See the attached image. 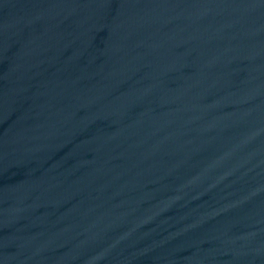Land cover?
I'll return each instance as SVG.
<instances>
[{
	"label": "water",
	"instance_id": "95a60500",
	"mask_svg": "<svg viewBox=\"0 0 264 264\" xmlns=\"http://www.w3.org/2000/svg\"><path fill=\"white\" fill-rule=\"evenodd\" d=\"M0 264H264V0H0Z\"/></svg>",
	"mask_w": 264,
	"mask_h": 264
}]
</instances>
